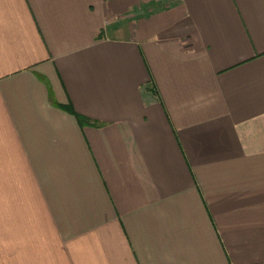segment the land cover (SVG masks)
<instances>
[{"label": "crops", "instance_id": "crops-1", "mask_svg": "<svg viewBox=\"0 0 264 264\" xmlns=\"http://www.w3.org/2000/svg\"><path fill=\"white\" fill-rule=\"evenodd\" d=\"M0 264H264V0H0Z\"/></svg>", "mask_w": 264, "mask_h": 264}, {"label": "trees", "instance_id": "trees-1", "mask_svg": "<svg viewBox=\"0 0 264 264\" xmlns=\"http://www.w3.org/2000/svg\"><path fill=\"white\" fill-rule=\"evenodd\" d=\"M68 109L70 110V111H73V109H72V107L71 106H68ZM81 119V118H80Z\"/></svg>", "mask_w": 264, "mask_h": 264}]
</instances>
